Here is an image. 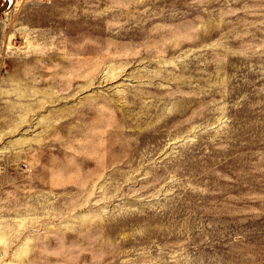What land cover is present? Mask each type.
Here are the masks:
<instances>
[{
	"label": "rangeland",
	"instance_id": "374dc122",
	"mask_svg": "<svg viewBox=\"0 0 264 264\" xmlns=\"http://www.w3.org/2000/svg\"><path fill=\"white\" fill-rule=\"evenodd\" d=\"M0 264H264V0H9Z\"/></svg>",
	"mask_w": 264,
	"mask_h": 264
},
{
	"label": "water",
	"instance_id": "95a60500",
	"mask_svg": "<svg viewBox=\"0 0 264 264\" xmlns=\"http://www.w3.org/2000/svg\"><path fill=\"white\" fill-rule=\"evenodd\" d=\"M9 0H5L4 4L0 7V13H2L8 6Z\"/></svg>",
	"mask_w": 264,
	"mask_h": 264
}]
</instances>
